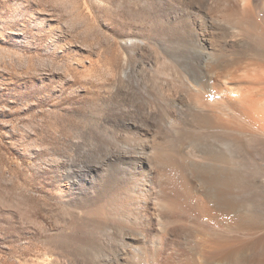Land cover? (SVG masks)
<instances>
[{
  "label": "bare ground",
  "instance_id": "6f19581e",
  "mask_svg": "<svg viewBox=\"0 0 264 264\" xmlns=\"http://www.w3.org/2000/svg\"><path fill=\"white\" fill-rule=\"evenodd\" d=\"M143 1L146 59L51 165L60 262L264 264V0Z\"/></svg>",
  "mask_w": 264,
  "mask_h": 264
},
{
  "label": "rangeland",
  "instance_id": "374dc122",
  "mask_svg": "<svg viewBox=\"0 0 264 264\" xmlns=\"http://www.w3.org/2000/svg\"><path fill=\"white\" fill-rule=\"evenodd\" d=\"M142 2L0 0V264L63 261L51 165L100 121L114 74L146 59Z\"/></svg>",
  "mask_w": 264,
  "mask_h": 264
}]
</instances>
